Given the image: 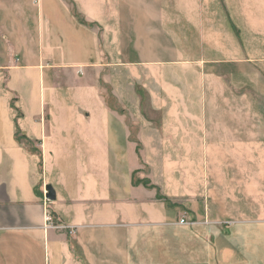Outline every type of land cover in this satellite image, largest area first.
Here are the masks:
<instances>
[{
	"label": "crops",
	"instance_id": "crops-1",
	"mask_svg": "<svg viewBox=\"0 0 264 264\" xmlns=\"http://www.w3.org/2000/svg\"><path fill=\"white\" fill-rule=\"evenodd\" d=\"M0 264H264V0H0Z\"/></svg>",
	"mask_w": 264,
	"mask_h": 264
},
{
	"label": "rangeland",
	"instance_id": "rangeland-1",
	"mask_svg": "<svg viewBox=\"0 0 264 264\" xmlns=\"http://www.w3.org/2000/svg\"><path fill=\"white\" fill-rule=\"evenodd\" d=\"M254 90V89H253ZM256 91V90H255ZM263 90L262 89H258L257 92H258V95L261 94ZM254 93H250V91L247 89V88H244L243 85H242V94H241V97H242V105H241V108H242V113H248L249 111H258L259 109V106L257 105H252L250 102H252L254 100ZM248 124V123H247ZM242 133L246 134L247 136L250 135L251 132H249V129L248 128H243L242 127ZM252 135V134H251ZM215 203H214V208L212 209L214 212H217V211H220V210H217L215 208ZM219 213V212H218Z\"/></svg>",
	"mask_w": 264,
	"mask_h": 264
},
{
	"label": "built area",
	"instance_id": "built-area-1",
	"mask_svg": "<svg viewBox=\"0 0 264 264\" xmlns=\"http://www.w3.org/2000/svg\"><path fill=\"white\" fill-rule=\"evenodd\" d=\"M35 1L37 2V0H35ZM45 201H46V199H45ZM179 224L184 226V225H192L193 223L188 222V220L185 218H182L179 221ZM43 228L45 230H60V231L70 229L69 227H67L65 225L59 224L56 221V219L54 218V216L49 211H47L45 213ZM73 233H74V230H70V234H73Z\"/></svg>",
	"mask_w": 264,
	"mask_h": 264
},
{
	"label": "water",
	"instance_id": "water-1",
	"mask_svg": "<svg viewBox=\"0 0 264 264\" xmlns=\"http://www.w3.org/2000/svg\"><path fill=\"white\" fill-rule=\"evenodd\" d=\"M46 199L49 201H54L56 199V194L52 187L47 186L46 187Z\"/></svg>",
	"mask_w": 264,
	"mask_h": 264
},
{
	"label": "trees",
	"instance_id": "trees-1",
	"mask_svg": "<svg viewBox=\"0 0 264 264\" xmlns=\"http://www.w3.org/2000/svg\"><path fill=\"white\" fill-rule=\"evenodd\" d=\"M139 183H142V182H135V184H139ZM144 185L148 186V185H150V183L149 182H144ZM150 187H152V186H150Z\"/></svg>",
	"mask_w": 264,
	"mask_h": 264
}]
</instances>
